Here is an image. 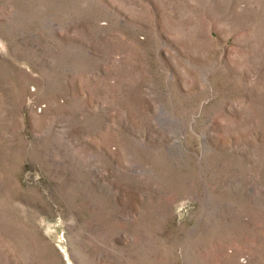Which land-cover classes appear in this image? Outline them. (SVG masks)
Returning <instances> with one entry per match:
<instances>
[{"label":"rangeland","instance_id":"obj_1","mask_svg":"<svg viewBox=\"0 0 264 264\" xmlns=\"http://www.w3.org/2000/svg\"><path fill=\"white\" fill-rule=\"evenodd\" d=\"M0 264H264V0H0Z\"/></svg>","mask_w":264,"mask_h":264}]
</instances>
